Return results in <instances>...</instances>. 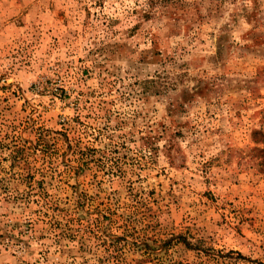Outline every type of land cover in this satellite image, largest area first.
<instances>
[{
  "label": "rangeland",
  "instance_id": "374dc122",
  "mask_svg": "<svg viewBox=\"0 0 264 264\" xmlns=\"http://www.w3.org/2000/svg\"><path fill=\"white\" fill-rule=\"evenodd\" d=\"M0 264H264V0H0Z\"/></svg>",
  "mask_w": 264,
  "mask_h": 264
},
{
  "label": "trees",
  "instance_id": "16d2710c",
  "mask_svg": "<svg viewBox=\"0 0 264 264\" xmlns=\"http://www.w3.org/2000/svg\"><path fill=\"white\" fill-rule=\"evenodd\" d=\"M159 1H162V0H149L150 3H155V2H159Z\"/></svg>",
  "mask_w": 264,
  "mask_h": 264
}]
</instances>
